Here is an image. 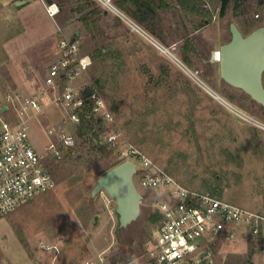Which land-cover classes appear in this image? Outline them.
Segmentation results:
<instances>
[{"label": "rangeland", "instance_id": "1", "mask_svg": "<svg viewBox=\"0 0 264 264\" xmlns=\"http://www.w3.org/2000/svg\"><path fill=\"white\" fill-rule=\"evenodd\" d=\"M84 1L42 0L45 6L55 3L59 12L51 18L39 1L24 7L23 19L20 4L0 0V101L10 90L37 87V77L53 59L59 27L90 55L89 74L112 109L120 133L117 145H105V158L78 136L77 125L70 124L75 146L51 160L40 122L32 123L31 143L55 185L0 218V264H85L95 263L100 254L108 264L146 261L160 222L158 191L138 184L141 211L125 228L119 226L115 202L106 190L91 195L97 177L125 160L121 150L126 143L186 187L264 212V128L258 125L264 124V106L225 82L219 61L212 59L213 51L230 39L231 22L243 34L264 26V0H227L223 10L222 0H154L161 5L152 34L175 46L179 59L220 97L99 4L89 0L93 5L80 8ZM54 22V37L33 58L36 75H26L17 62L7 60L5 44L19 36L26 23L31 39L38 32H53ZM97 52L101 53L94 58ZM59 117L49 105L39 120L58 125ZM95 132L97 141L103 140L104 132ZM205 245L216 264H264V250L238 234L232 240L219 235Z\"/></svg>", "mask_w": 264, "mask_h": 264}, {"label": "built area", "instance_id": "2", "mask_svg": "<svg viewBox=\"0 0 264 264\" xmlns=\"http://www.w3.org/2000/svg\"><path fill=\"white\" fill-rule=\"evenodd\" d=\"M92 1L167 54L211 95L220 97L179 59L174 53L175 46L165 45L114 0ZM46 10L51 17L59 12L55 3L47 4ZM57 28L55 57L46 67L40 88L35 93L13 89L0 101V218L55 185L54 177L30 140L34 121L41 124L47 138L44 149L51 160H57L62 149L75 146V137L68 132L70 124L78 128L82 122L90 120L96 131L104 132L101 143L114 146L119 141L113 111L89 74L90 55L80 50L76 38L64 35ZM212 59L220 60L219 49L213 51ZM49 105L60 113L58 125H43L39 120ZM3 114L9 116L3 117ZM258 125L264 128V124ZM121 155L135 164L136 187L139 184L148 191H158L161 198L156 201L160 222L154 242L145 252L150 264H216L205 242L219 235L232 240L238 234L264 250V212L186 187L131 143L125 144ZM132 263L129 259L116 264ZM85 264H108V259L100 254L95 263L87 260Z\"/></svg>", "mask_w": 264, "mask_h": 264}, {"label": "water", "instance_id": "3", "mask_svg": "<svg viewBox=\"0 0 264 264\" xmlns=\"http://www.w3.org/2000/svg\"><path fill=\"white\" fill-rule=\"evenodd\" d=\"M20 2L22 1H17ZM229 31L230 39L219 48L220 76L225 82L239 88L264 106V26H258L243 34L231 22ZM135 171L132 160H122L102 172L91 191L92 196L102 189L107 191L115 202L121 228L135 221L141 211L143 194L134 183Z\"/></svg>", "mask_w": 264, "mask_h": 264}, {"label": "crops", "instance_id": "4", "mask_svg": "<svg viewBox=\"0 0 264 264\" xmlns=\"http://www.w3.org/2000/svg\"><path fill=\"white\" fill-rule=\"evenodd\" d=\"M17 1H22V2L17 3ZM39 1L43 4L42 0H14L15 4H20V8H21L20 16L23 19H24V16L21 13L23 12L22 10L24 9V7L26 8V7H29L31 5L37 4V2H39ZM43 6H44L45 11L47 13L46 6L44 4H43ZM48 16H50V15L48 14ZM54 24H55V29L53 32H49V31L47 33L46 32H38L36 34V36H34L33 38L30 39L28 37V34H27L29 27L26 23L25 26H27V27L24 29V31H22V33L19 36L11 39L10 41H8L5 44L4 50H5L6 55H7V57H6L7 60H9L12 63L17 62L16 64L18 65V67L20 69H22V71L26 75H29V74L36 75L37 71H36V66L34 65V62H33V58L36 55H41L42 54L41 50H38V52H37V49L39 47H41L46 41L50 40L51 37H54L55 32H56V23L54 22ZM40 52H41V54H40ZM54 57H55V47H54V52H53V58ZM41 81H42V77H37V82H36L38 84L37 87L33 86V87H31V90H29V88H28L29 91H27L25 89H20V90H22L23 92H26V93H35L40 88ZM33 84L35 85V83H33ZM145 259H146V261H141V263L142 264H150L148 258H145ZM133 263H134V261H133ZM17 264H23V263H17Z\"/></svg>", "mask_w": 264, "mask_h": 264}, {"label": "trees", "instance_id": "5", "mask_svg": "<svg viewBox=\"0 0 264 264\" xmlns=\"http://www.w3.org/2000/svg\"><path fill=\"white\" fill-rule=\"evenodd\" d=\"M117 6L123 9L128 15L134 18L137 22L144 25L150 32H156L157 24L155 18L157 16L156 8L160 7L161 4H156L154 0H114ZM184 1V0H183ZM222 10L224 9L227 0H222ZM93 3L89 0H85L79 7L86 8ZM132 5L133 7H131ZM101 53V52H100ZM100 53H94L93 57L97 58ZM185 59L187 57L185 56ZM261 105V104H260ZM78 136L83 138L84 141L91 142L93 149L100 153L102 157H107L108 152L106 151V144L97 141L96 130L94 129L93 123L90 120H85L77 128ZM122 161L121 159L118 162ZM116 164V163H115ZM113 164V165H115ZM111 165V166H113ZM107 167L105 170L110 168ZM104 170V171H105Z\"/></svg>", "mask_w": 264, "mask_h": 264}, {"label": "bare ground", "instance_id": "6", "mask_svg": "<svg viewBox=\"0 0 264 264\" xmlns=\"http://www.w3.org/2000/svg\"><path fill=\"white\" fill-rule=\"evenodd\" d=\"M220 52V51H219ZM215 58V57H214Z\"/></svg>", "mask_w": 264, "mask_h": 264}]
</instances>
